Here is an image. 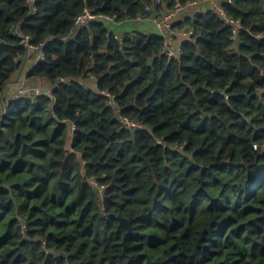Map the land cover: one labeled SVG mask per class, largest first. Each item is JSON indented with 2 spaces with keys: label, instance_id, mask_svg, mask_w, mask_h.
<instances>
[{
  "label": "trees",
  "instance_id": "16d2710c",
  "mask_svg": "<svg viewBox=\"0 0 264 264\" xmlns=\"http://www.w3.org/2000/svg\"><path fill=\"white\" fill-rule=\"evenodd\" d=\"M175 1L0 0V264H264V0H219L235 39L212 6L180 16L177 60L115 37ZM86 7L114 22L78 28Z\"/></svg>",
  "mask_w": 264,
  "mask_h": 264
},
{
  "label": "built area",
  "instance_id": "2783aa9c",
  "mask_svg": "<svg viewBox=\"0 0 264 264\" xmlns=\"http://www.w3.org/2000/svg\"><path fill=\"white\" fill-rule=\"evenodd\" d=\"M32 7V12L36 11L35 0H28ZM200 2H208L215 11L219 12L224 19V22L231 26V38L235 39L239 31L241 30V20L234 19L226 14L224 8L218 4L219 0H176L174 5L170 9H164L161 12H155L152 16L148 17V19L152 18V20L156 23L159 33L163 36V44L160 49V52L163 56L170 60H177L183 53L182 45L184 42L191 40L194 36V31L191 27H187L184 25L175 26L174 25V17L184 11L188 7L195 6ZM163 0H153L152 4H146L145 10L151 11L152 7L157 4H162ZM141 17V16H140ZM99 20H105L106 22H114V16H110L104 14L102 12H94L89 8H84L75 18V25L78 28L88 27L91 23ZM115 37L121 38V34H116ZM177 37L180 39L178 41ZM28 37L25 38V43L28 42ZM47 45V42H42L39 46L35 48H42ZM44 56L41 54L39 56V60H43ZM61 81H65L64 78H61ZM54 86H49L46 90H43L39 87H29L24 88L20 87L17 91H15L11 96L6 97V102H9L13 98H18L24 95H42L49 94ZM108 98L106 104L111 106L112 108L118 111V118L120 121V126L123 129L133 130L140 129L143 127V124L129 116L120 113V107L117 105L114 100V95L107 91H102ZM5 112V110H3ZM103 186H100V189Z\"/></svg>",
  "mask_w": 264,
  "mask_h": 264
},
{
  "label": "crops",
  "instance_id": "0c3cea01",
  "mask_svg": "<svg viewBox=\"0 0 264 264\" xmlns=\"http://www.w3.org/2000/svg\"><path fill=\"white\" fill-rule=\"evenodd\" d=\"M211 5L208 2H200L198 4H196L195 6H192L191 8H186L184 11L178 13L175 17H174V23L176 21H178V18L181 16L183 17L185 14L190 16L193 14V10H198V11H204L206 9H208ZM167 9V8H166ZM135 28H139L141 30H146V31H155V32H159L158 27L156 25V23L152 20V18L150 19H145V20H134V21H130V22H125L123 24L120 25L119 29L116 31L118 34H123L125 32L131 31ZM178 41L180 40L177 37ZM25 74L23 72H21V74L19 75L22 79V77L24 78ZM19 83H15V82H11L7 88H6V95L9 93H13L15 92V90L18 88Z\"/></svg>",
  "mask_w": 264,
  "mask_h": 264
},
{
  "label": "water",
  "instance_id": "95a60500",
  "mask_svg": "<svg viewBox=\"0 0 264 264\" xmlns=\"http://www.w3.org/2000/svg\"><path fill=\"white\" fill-rule=\"evenodd\" d=\"M120 219V226H124L128 229V232L131 230V221L130 220H127L125 218H119ZM127 235V233H126ZM150 264H161V262H152V261H149Z\"/></svg>",
  "mask_w": 264,
  "mask_h": 264
}]
</instances>
